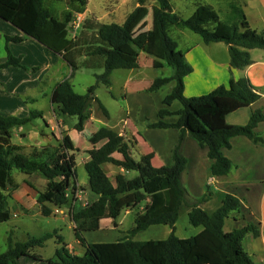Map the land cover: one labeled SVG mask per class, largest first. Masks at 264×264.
<instances>
[{
  "label": "trees",
  "instance_id": "1",
  "mask_svg": "<svg viewBox=\"0 0 264 264\" xmlns=\"http://www.w3.org/2000/svg\"><path fill=\"white\" fill-rule=\"evenodd\" d=\"M152 1L157 7L155 20L163 61L171 68L172 74L155 78L145 91L157 92L170 82L174 86L161 102L163 107L157 112L158 120L147 124V128L176 130L177 139L170 150V163L154 167L153 152L142 155L136 161L130 154L129 142L122 135L101 127L94 134V144L101 145L89 153V159L84 163L88 189L95 198L83 207H75L68 212L75 225V240L84 249L83 254L68 252L62 238L53 232L21 243H12L8 238V248L0 254V264H254L242 241L246 234L258 237V229L248 224L227 233L223 231L225 219L240 207V201L227 194L212 213L202 209L201 206L211 199V190L206 186L203 195L194 199L183 187L182 175L187 159L182 150L185 138H191L198 147L206 148L210 175L215 178L228 176L232 164L222 150L230 148V140L238 136L263 146L264 140L255 133L256 126L263 121L262 112L252 111L246 125L227 127L210 126L202 121L201 112L218 113V99L251 105L260 95L246 78H240L230 79L226 86H218L205 95L185 97L183 80L192 69L177 49L170 32L173 29L187 30L199 36L203 44L224 43L228 47L229 65L235 70H244L252 63L250 50L264 51V37L249 27L238 1L228 4L229 18L224 21L211 6L204 3H197L193 13L183 18L174 12L170 0ZM69 2L83 8L87 6V0ZM148 2L133 0L134 8L121 24L102 23L86 17L72 38L67 31L69 21L55 15L47 0H0V20L59 56L70 69V76L80 68L100 69L102 73L95 76L96 85L109 86V76L114 70L138 67L136 61L122 56L123 47L135 44L140 50L153 36L151 31L135 38L129 33L131 23ZM22 40L20 37L6 38L7 42ZM6 51L7 59L0 64V69L22 67L20 58L13 57L7 47ZM96 85L88 87L86 93L80 95L74 91L69 80L64 79L52 90L51 104L57 113L77 118L74 126L77 132H82L85 122L90 119L93 103L97 104L105 118L108 117L94 95ZM174 102L180 107L170 111L168 108ZM38 118L42 119L38 111H30L27 117L22 118L0 115V222L8 219L10 194L18 188L12 176L13 170L25 175L36 173L45 179L46 186L38 192L36 199L42 216L48 217L53 208L68 205L76 194L75 169L68 155L71 147L65 138L53 145L33 149L29 155L23 153L22 146L11 143L12 129ZM166 118H173L174 121L165 122ZM103 165L122 169L124 173L136 172L137 175L128 179L125 174H116L110 180L102 169ZM25 183L31 187L27 181ZM141 204H144L142 210L136 213L133 226L125 232L123 239L90 244L82 237L83 232L97 231L100 220H115L124 208H135ZM182 205L189 208L188 223L193 227H202L201 232L186 239H179L174 233ZM152 225L167 226L170 229L168 237L164 240L133 241L136 234ZM53 237L57 238L58 245L55 259L43 260L35 255V249L42 248Z\"/></svg>",
  "mask_w": 264,
  "mask_h": 264
},
{
  "label": "crops",
  "instance_id": "2",
  "mask_svg": "<svg viewBox=\"0 0 264 264\" xmlns=\"http://www.w3.org/2000/svg\"><path fill=\"white\" fill-rule=\"evenodd\" d=\"M55 1L56 0H47L50 7V4H53ZM242 1L243 2L241 4L243 13L246 17L249 27L264 37V0ZM88 2L89 1L87 0V4ZM197 3L207 4L214 9L208 0H195L193 7L191 8L188 7V5L178 6V8L174 6V12L180 14L181 10H188L189 17L193 13ZM152 5L155 9V12H157L156 5L154 3ZM145 7H148V5L142 7L138 15ZM86 12H89L87 8L84 10V13ZM82 15L84 16L83 13ZM79 29L77 31H79ZM173 31L175 32L176 36L174 39L177 43V49L183 53L186 62L192 69L191 73L184 77L183 80L185 97L191 98L205 95L218 86H226L230 79L238 80L240 78H246L255 92L260 95V98L251 105L239 104L229 99H218V113L209 114L207 111H202V121L213 127H227L233 125L243 126L248 123L252 111L260 110L263 115V121L256 126L255 133L260 135L264 140V51L259 49L250 50V58L252 63L244 70H235L229 65L228 47L224 43L203 44L200 38H193V36H191L189 32H186V30L173 29ZM151 32L154 34L153 31ZM14 37H20L23 40L18 43L12 41L7 43L5 42L6 38ZM0 40H4L5 42L3 47L4 51L2 50L0 53V64L6 62L7 47L8 51L13 57L20 58V63L22 66H9L7 68L0 69V115L16 116L22 118L27 117L30 111L41 112L42 119H38L42 121L43 124H45L46 129L54 138L52 135V132L55 130L54 120L57 124L59 123L56 119H54L56 114L54 111L55 106L51 104L50 97L55 85L66 78L64 77L65 67L67 66L66 63L59 56L49 52L34 40L24 37L22 32L2 20H0ZM20 47H29L30 49L36 47V53L41 54L43 57L45 56L47 59L45 58V61L44 58L42 61H35V59L32 58L34 52H31L29 55H25L22 50H18ZM25 66L30 67V72H27V70L23 68ZM55 73H59L60 76L58 75L55 79L51 78ZM49 81H52V85L48 88V91H44V82ZM169 84L171 85L169 90L170 92L174 86V83L170 82ZM176 104L177 102H174L168 109L170 111L177 110L180 105L179 103L177 105ZM47 114H51V117H48ZM128 115L129 113L126 112V117H128ZM157 120L158 117L156 113V118L151 123H154ZM164 121L172 122L174 119L166 118ZM145 129L146 128H144L145 132L143 135H141L143 142L145 144L148 142L151 152L154 153V157L155 155L158 157L153 158L152 162L157 161V163H160L159 166L168 165L171 161L170 150L177 139L176 130L150 129L153 130V133H155L153 135H156L153 138V143L156 145H152L149 143L150 140L144 136L145 133L149 132V130ZM118 133L122 135V133ZM38 135L43 140L47 141L48 144L31 146L29 147V150L28 148L26 149L25 146L20 145L23 147V153L25 155H29L33 149H40L48 145H53L49 143L50 140L47 132L39 131L37 136ZM20 137H24V134L20 133ZM32 137H36V135H32ZM54 139L56 140V138ZM222 153L230 160L232 164V170L229 175L224 178L212 177L210 175V161L206 155V148H200L191 138H185L183 154L187 159V164L185 173L182 176V183L185 184L188 193L196 198H199L203 195L206 186L209 187L212 193L211 199L201 206L202 209H204L207 213H212L216 208H218L221 205L222 199L227 194L235 196L240 201V207L237 210L232 211L228 218L225 219L223 231L227 233L233 229L241 228L248 224L254 225L259 231L258 237H253L251 234H246L242 241V246L254 264H264V170H262V164H264V145H256L246 137L238 136L230 140V148L223 149ZM88 159L89 154L87 158L82 160L83 168L84 163ZM104 166L105 165L102 166V169L110 180H112L110 173H113L114 176L116 174L128 175L129 173H124L122 169L119 168L112 170L111 172H107ZM75 182L77 187L76 194L74 197H72L70 203L66 205V208L65 206L61 208V210L64 212H69V210L75 207H83L84 202H86L83 200V196L86 193L89 195L91 200L95 198L88 189V182L87 186L80 185L76 180ZM22 186L23 188L20 189L21 186L18 184V188L11 192L9 203L19 206V213L28 215L31 207L37 205L36 199L38 192L41 191H38L32 185L31 187L27 185L25 180L23 181ZM45 186L46 181L44 182V188ZM20 190L21 192H19ZM143 205L144 204L138 206L139 210L136 209L138 207L124 208L121 210V213L124 212V214H129L133 209H136L138 212H140L143 208ZM9 211L13 216L19 215L18 212L13 211L12 209H9ZM188 211L189 208L182 205L179 208V215L183 212L187 217ZM118 218L115 220L102 219L99 222L98 230L105 228L106 230L115 232L113 242L123 239L125 236V233H120L118 229L120 225L118 222H116ZM74 226L75 225L73 224V228ZM197 228L199 229L193 236L202 231L201 226H198ZM157 231L158 232L155 234V236H160L158 239L137 240L136 234L133 237V241L144 242L150 240H164L170 233L169 230ZM176 237L179 239H186V237ZM66 245V248L70 253L82 255L84 252V249L76 240L72 244ZM72 249L75 251H72Z\"/></svg>",
  "mask_w": 264,
  "mask_h": 264
},
{
  "label": "rangeland",
  "instance_id": "3",
  "mask_svg": "<svg viewBox=\"0 0 264 264\" xmlns=\"http://www.w3.org/2000/svg\"><path fill=\"white\" fill-rule=\"evenodd\" d=\"M88 1L89 2L85 8L80 5L71 4L69 0H56L50 5L52 10L60 17L61 20L69 21L68 27L70 28L72 27L71 23L73 22L76 14L80 12L84 14L85 18L91 17L97 19L98 22L121 24L125 17L134 8L133 0ZM170 1L173 7L175 6L177 8L182 5H188V7L191 8L195 2V0ZM234 1H238L239 3L243 2L242 0H208L223 21L229 18L228 4ZM152 4L153 1L149 0L147 4L148 7L143 8L142 12L130 25L129 33L132 38H135L147 31H153V36L140 50L135 44L127 45L122 49V56L125 59H132L137 62L138 67L136 69L114 70L109 76L110 85L104 86L102 84L96 85L95 76L102 73V70L100 69L91 70L80 68L76 70L72 76H70L68 66L65 67L64 77L69 80L76 93L83 95L86 93L88 87L96 85L94 95L108 114V117L105 118L97 104L93 103L90 108L91 119L85 122L82 132H77L74 128L77 123V118L61 115L56 112V108L54 107V111L56 113L54 119H56L59 124H57L54 120L55 130L52 132V135L58 141L61 140V138H65L70 144L71 148L68 150V155L75 168V180L82 186H87L88 182L87 174L82 165V160L87 158L90 152L95 151V149L101 145V143L94 144V134L101 127L110 128L122 133L123 138L129 142L130 154L136 161L139 160L142 155L151 152L150 145H148V142L146 144L143 142L141 135L145 132L144 128H146L145 130H149V132L145 133L144 136L150 140L149 143L152 145L154 144L153 138L156 135H153L155 133H153V130H150L151 128H147V124L155 120L157 111L163 107L161 102L168 94L171 85L169 84L164 86L154 93H147L145 90L150 86L155 78L168 77L172 74L171 68L163 61V52L157 34L155 20L156 12ZM240 5L242 8V4ZM86 8L89 12L84 13ZM180 14L186 18L188 17L189 12L188 10H181ZM186 32H189L193 38H199V36L191 33L190 31L186 30ZM69 33L68 36L71 38L72 32ZM77 33L78 31H75V35ZM170 36L172 38L176 37L173 30H171ZM5 42L7 43V41ZM5 42L4 40H0V53L4 49L3 47ZM35 48L36 47L31 49L29 47H20L18 50H22L25 55H29L31 52H34L32 58L35 59V61H42L43 58L45 61L46 57L36 53ZM24 69H27V72H30L31 70L30 67L26 66ZM58 75L60 76L59 73H55L51 78L55 79ZM51 83L52 81L44 82V91H48V88L52 85ZM126 112L129 113L128 117H126ZM47 115L48 117H51V114ZM39 131L48 133L50 144L56 143V140L46 129L45 124H43L39 119H35L31 123L21 126L20 128L12 129L11 142L16 145H23L26 149L28 148V150L31 146L48 144V142L43 140L39 135L37 136ZM20 133H23L24 137H20ZM32 135H36V137H32ZM154 158L158 157L155 155ZM152 165L158 167L160 163L155 161L152 162ZM104 168L107 172L117 169L111 165H105ZM262 170H264V164H262ZM136 175V172H129L126 177L128 179H132ZM12 176L21 186L20 189L23 188L22 185L25 180V182L27 181L38 191L44 190L45 179L36 173L26 176L17 170H13ZM113 176L114 174L110 173L112 180ZM182 184L187 190L185 184ZM19 192H21V190ZM193 198L197 199L196 197ZM83 200L89 202L91 198L86 193L83 196ZM8 207L9 209L19 213V206L9 203ZM136 209L139 210V207ZM136 209H133L129 214H124V212L120 214L118 220L116 221L120 224L118 228L120 233H125L133 226L134 217L138 212ZM65 213L66 214L64 215H51L45 217L39 213L38 205H35L34 207H31L28 215L19 213L18 216H13L12 214H9L6 221L0 222V254L7 250L8 238L11 239L12 243H21L32 237L38 238L45 233L57 232L65 244H72L75 241L73 224L71 223L69 214L67 212ZM198 229L199 228L197 227L189 225L186 214L182 212L175 223L174 233L176 236L188 238L193 236ZM157 230L170 231L167 226H152L149 229L138 233L136 239H158L160 236H155L158 232ZM114 236L115 232L106 230L105 228H101L98 231L84 232L82 234L84 240L90 244L111 243L114 241ZM56 241V237L47 240L42 248L35 249V255L39 256L43 260L55 259V250L58 248ZM72 251L75 250L72 249Z\"/></svg>",
  "mask_w": 264,
  "mask_h": 264
},
{
  "label": "built area",
  "instance_id": "4",
  "mask_svg": "<svg viewBox=\"0 0 264 264\" xmlns=\"http://www.w3.org/2000/svg\"><path fill=\"white\" fill-rule=\"evenodd\" d=\"M84 19H85V17L82 15V13H77L73 22L71 23L72 27L71 28L67 27L68 33L72 32V37L75 36V31H77L81 27ZM87 203L88 202H85L84 205H86ZM64 214H66V213L64 211H62L61 208H53L52 209V215H64Z\"/></svg>",
  "mask_w": 264,
  "mask_h": 264
}]
</instances>
